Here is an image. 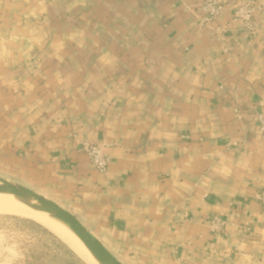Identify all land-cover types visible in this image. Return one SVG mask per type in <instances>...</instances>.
Instances as JSON below:
<instances>
[{"label":"crops","instance_id":"0c3cea01","mask_svg":"<svg viewBox=\"0 0 264 264\" xmlns=\"http://www.w3.org/2000/svg\"><path fill=\"white\" fill-rule=\"evenodd\" d=\"M202 1L0 0V173L123 264H202L206 219L264 221V16L249 37L231 20L240 0H221L226 50L196 26Z\"/></svg>","mask_w":264,"mask_h":264},{"label":"rangeland","instance_id":"374dc122","mask_svg":"<svg viewBox=\"0 0 264 264\" xmlns=\"http://www.w3.org/2000/svg\"><path fill=\"white\" fill-rule=\"evenodd\" d=\"M204 1L205 0H203L202 3ZM243 1L244 0L238 1L232 8L231 20L233 18V11ZM255 1L259 4L257 0ZM221 4H223V2H221ZM223 6L224 12L222 17L226 11L224 4ZM200 12H194L196 26H199L197 25L198 21L196 14ZM258 15L262 16L260 13L256 14L257 23ZM220 18L214 20L205 27L213 30L216 39L224 46L225 42L223 40L221 41V37H219L216 31L217 28L223 27L216 23ZM233 22L238 21L236 20ZM258 28L260 32L259 25ZM241 29H243L242 24ZM224 48L226 49L227 47L224 46ZM235 113L237 116L240 115L238 108L235 109ZM261 114H264V110L257 112L255 121L258 127L257 129L262 136H264V132L260 130L258 121V116ZM261 171L264 172V169ZM0 175L6 178V175H2L1 173ZM262 181V186H259L255 192V201H257L264 210V177H262ZM215 217L221 219L225 223L224 227H221L219 231L214 230L211 221ZM193 222H197L195 217ZM204 224L208 228L210 234L209 245L211 244L210 248H212L211 250L214 255L211 257V260L209 257L206 259L212 261L213 264H264V221L255 222L240 219L238 222H230L228 219L214 214L209 219H206ZM206 259L202 264L211 263H207L208 260ZM0 264L90 263L74 251L69 244L51 228L44 226L37 220L35 221V219L28 215L18 214L10 211L8 208H2V206H0Z\"/></svg>","mask_w":264,"mask_h":264},{"label":"water","instance_id":"95a60500","mask_svg":"<svg viewBox=\"0 0 264 264\" xmlns=\"http://www.w3.org/2000/svg\"><path fill=\"white\" fill-rule=\"evenodd\" d=\"M0 195L11 196L35 212L46 214L66 226L84 244L98 264H123L76 215L43 194L0 175Z\"/></svg>","mask_w":264,"mask_h":264},{"label":"built area","instance_id":"2783aa9c","mask_svg":"<svg viewBox=\"0 0 264 264\" xmlns=\"http://www.w3.org/2000/svg\"><path fill=\"white\" fill-rule=\"evenodd\" d=\"M224 12V6L221 4L220 0H205L201 4V12L196 14V18L199 25L202 28L211 24L214 20L222 17ZM260 13L264 16V8L257 4L255 0H244L237 6L233 11L232 21H240L243 30L250 36L255 37L259 33L258 23L256 20V14ZM229 26L224 25L223 27L217 28V34L221 37V41H225V32ZM227 50V49H226ZM259 127L262 132H264V114L258 116ZM78 150L85 153L94 166V168L99 172H106L110 164L111 158L109 155L103 152V148L98 145L91 143L89 141H82L78 145ZM179 218L182 221L193 222L194 217L190 216L188 213H180ZM214 230L219 231L221 227H224L225 223L215 217L212 220Z\"/></svg>","mask_w":264,"mask_h":264},{"label":"bare ground","instance_id":"6f19581e","mask_svg":"<svg viewBox=\"0 0 264 264\" xmlns=\"http://www.w3.org/2000/svg\"><path fill=\"white\" fill-rule=\"evenodd\" d=\"M0 206L2 208H8L18 214L28 215L43 224L51 228L56 232L63 240L69 244V246L76 251L83 259L88 261L90 264H98L89 251L86 249L84 244L77 238V236L71 232L63 224L49 218L48 215L43 213L35 212L34 210L28 208L27 206L15 201L11 196L0 195Z\"/></svg>","mask_w":264,"mask_h":264}]
</instances>
